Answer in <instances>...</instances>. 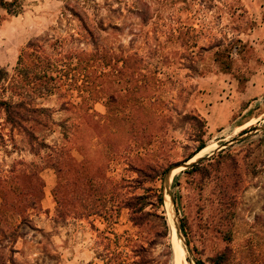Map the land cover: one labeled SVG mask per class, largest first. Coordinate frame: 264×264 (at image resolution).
<instances>
[{
  "label": "rangeland",
  "instance_id": "374dc122",
  "mask_svg": "<svg viewBox=\"0 0 264 264\" xmlns=\"http://www.w3.org/2000/svg\"><path fill=\"white\" fill-rule=\"evenodd\" d=\"M4 1L0 264H174L175 242L187 264H264V57L239 1ZM152 188L160 210L132 214Z\"/></svg>",
  "mask_w": 264,
  "mask_h": 264
},
{
  "label": "trees",
  "instance_id": "16d2710c",
  "mask_svg": "<svg viewBox=\"0 0 264 264\" xmlns=\"http://www.w3.org/2000/svg\"><path fill=\"white\" fill-rule=\"evenodd\" d=\"M14 1L8 3L4 0H0V8H2L3 10H6L8 15L14 16L17 15L19 13V10H14ZM88 34L91 33L90 30H88ZM92 35V34H91ZM34 44L33 43H29L27 46V49H33ZM94 53H96L97 48H94ZM31 53H34V51L32 50ZM31 53H26V59L31 58ZM94 55V54H93ZM93 55H91L93 57ZM91 56L88 55H84L83 57V62H84V66H87L90 63V58ZM23 57L21 56L19 58V61L22 59ZM42 59V58H41ZM40 59V60H41ZM51 61L56 62L57 60H51V59H43L42 60V71L40 72V74H38L36 76V78L38 80L44 81V83L46 82H50V81H54L53 76V71H55L56 67L55 65H53L51 63ZM137 60H135L132 56L129 55H125L123 57L119 59H114V62L119 64L122 63L121 67H115L113 68V75L116 77H124V76H133L135 74V68L132 67L131 65L132 63L134 64V62L136 63ZM82 62V60H81ZM109 65V64H108ZM126 70V71H125ZM6 74L0 70V83L2 81L5 80L6 78ZM86 83V87H89L90 84H87L88 81H85ZM192 117L189 115H186L184 117V120H189ZM204 124V122H201ZM204 148H206V144L205 142L201 139L199 142V145L194 149V151L192 153H190L189 155H187L185 157V159L183 160V162H188L191 159H193L201 150H203ZM140 160V158H139ZM196 164H192L191 166H189L190 168H194ZM131 171L132 172H137L138 174H143V168L140 167H136V166H130ZM172 167H168L166 169L167 173H170ZM138 175V176H140ZM132 202H129V204H127L126 208L132 211V214H137L138 212H141L145 207L147 206H152L153 208H157L156 210H160V208L163 206L164 203V199H163V195L160 192V190H157L155 188L152 189H147L146 191V195H141V196H133L131 198ZM133 222L135 221V218L132 220ZM166 226V224H164ZM180 231L183 233V228L182 226H180ZM195 264H201L199 261H196Z\"/></svg>",
  "mask_w": 264,
  "mask_h": 264
},
{
  "label": "crops",
  "instance_id": "0c3cea01",
  "mask_svg": "<svg viewBox=\"0 0 264 264\" xmlns=\"http://www.w3.org/2000/svg\"><path fill=\"white\" fill-rule=\"evenodd\" d=\"M239 5L244 10L246 15L251 21L255 22L252 29H249L246 33H243L245 38L250 39L253 44L260 49L261 57H264V0H238ZM262 69H264V60L262 59ZM40 175L46 179L47 187L44 188V195L47 196V192L52 189L55 181V175L52 173L51 168H44ZM41 205L44 210L50 209L46 199L41 201Z\"/></svg>",
  "mask_w": 264,
  "mask_h": 264
},
{
  "label": "bare ground",
  "instance_id": "6f19581e",
  "mask_svg": "<svg viewBox=\"0 0 264 264\" xmlns=\"http://www.w3.org/2000/svg\"><path fill=\"white\" fill-rule=\"evenodd\" d=\"M213 146L214 145H212V146L210 145V147H206L203 150H201L193 159H191V161H194L198 158H201L204 154L208 153ZM181 168L182 167L171 171L170 177L173 176L177 171L181 170ZM173 258H174V260H173L174 264H187L185 251H184L183 247L181 246V244H179L178 242H175V245H174Z\"/></svg>",
  "mask_w": 264,
  "mask_h": 264
},
{
  "label": "water",
  "instance_id": "95a60500",
  "mask_svg": "<svg viewBox=\"0 0 264 264\" xmlns=\"http://www.w3.org/2000/svg\"><path fill=\"white\" fill-rule=\"evenodd\" d=\"M187 163H188V162L184 163L183 166H182V165H181V166L186 168V167L189 166ZM179 167H180V165L174 167V169H177V168H179ZM174 169H173V170H174Z\"/></svg>",
  "mask_w": 264,
  "mask_h": 264
}]
</instances>
